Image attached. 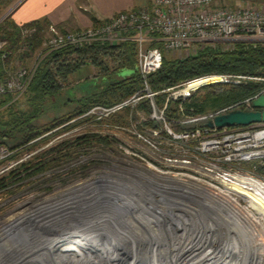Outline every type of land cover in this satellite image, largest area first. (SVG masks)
<instances>
[{"label": "built area", "instance_id": "2783aa9c", "mask_svg": "<svg viewBox=\"0 0 264 264\" xmlns=\"http://www.w3.org/2000/svg\"><path fill=\"white\" fill-rule=\"evenodd\" d=\"M34 30L24 28L22 33L27 35ZM47 30L36 62L30 67L17 66L8 72L0 80V96L11 94L12 101L23 96L40 60L55 50L96 43L116 45L124 41L136 44L135 68L139 73L140 87L111 106H92L44 136L58 131L53 137L57 143L72 140L75 138L70 139L74 136L73 131L80 127L87 129L76 137L84 134L102 137V141H92L102 150L117 153L120 162L127 160L125 167H140L141 170H136L142 180L138 179L137 183L142 185L135 196L136 200L146 204L149 211H195L198 214L215 206L211 198L241 201V196L231 188L232 185L254 192L264 201V177L258 173L256 166L245 169L241 165L252 161L262 164L264 123L223 128L207 125L221 113L233 109L252 110L251 101L264 89L217 111L201 114L188 111L186 104L196 91L207 85L196 84L202 78L157 91L149 82L150 74L161 67L166 52L185 51L189 55L209 43L264 42V6H229L216 3V0H151L149 6L121 11L97 25L67 31L49 25ZM220 77V82H227L229 78ZM123 108L129 111L127 126L110 125L103 121ZM81 118L87 121L72 126ZM48 144L2 163L0 176L8 175L11 169L48 147ZM9 155L10 151L0 147V160ZM190 201L192 205L186 203Z\"/></svg>", "mask_w": 264, "mask_h": 264}, {"label": "trees", "instance_id": "16d2710c", "mask_svg": "<svg viewBox=\"0 0 264 264\" xmlns=\"http://www.w3.org/2000/svg\"><path fill=\"white\" fill-rule=\"evenodd\" d=\"M10 0H0V14ZM46 22V21H44ZM33 21L23 26L16 25L10 17L0 21V80L14 70L19 61L23 62L28 51H36L43 43L45 23ZM99 21L95 20V25ZM34 28L29 34L22 30ZM136 44L131 41L116 45L92 44L80 48L63 47L43 57L25 93V108H19L11 94L0 96V147L10 151V155L0 160V165L8 160L18 159L44 145L58 134L53 131L62 123L80 116L94 105L111 106L130 96L140 87L139 73L136 70ZM89 64L97 69L95 77L108 78L103 84L86 86L79 98H70L73 108L55 115L49 122L39 124L38 119L48 108L51 98L60 94L63 84L74 72ZM126 72V73H125ZM123 73V74H122ZM209 76H228L227 82H210L201 89L202 94L194 93L186 104L187 110L194 113H210L238 100L253 96L264 89V42L236 41L232 43L205 44L196 52L183 57L163 56L161 67L150 74L149 82L153 90H161L185 81ZM238 81V83H234ZM202 90V91H203ZM68 101H65L68 104ZM128 108L110 114L103 121L110 125H128ZM78 119L72 126L86 122ZM239 127V126H234ZM104 140L100 136L84 134L72 140H65L38 151L24 162L0 176V190L14 191L9 187V179L19 181V173L30 170L28 176L55 168L76 156L79 147L90 141ZM64 152V153H63ZM245 169L256 166L264 177V160L241 164ZM27 176V175H26ZM27 176V177H28Z\"/></svg>", "mask_w": 264, "mask_h": 264}, {"label": "bare ground", "instance_id": "6f19581e", "mask_svg": "<svg viewBox=\"0 0 264 264\" xmlns=\"http://www.w3.org/2000/svg\"><path fill=\"white\" fill-rule=\"evenodd\" d=\"M212 80L222 79L204 77L196 84H209ZM231 188L241 201L211 198L215 206L202 214L149 211L145 203L132 197L127 198L134 201L137 213L128 211L127 215L124 210L115 209L86 217L79 212L41 210V215L26 219L24 228L42 226L37 230L29 228L32 233L26 246L19 244L15 237L19 229L15 228L7 233V244L0 240V264H243L246 256L253 257L251 264H264V201L239 186ZM186 203L192 205L191 201ZM248 206L255 210L253 214ZM63 207L67 210L69 206L65 203ZM129 209L126 207L125 211ZM169 217L179 221L165 225ZM159 223H163L161 230ZM63 242H70V249L64 248ZM187 247L194 248V252ZM214 251V257L218 256L208 263Z\"/></svg>", "mask_w": 264, "mask_h": 264}, {"label": "rangeland", "instance_id": "374dc122", "mask_svg": "<svg viewBox=\"0 0 264 264\" xmlns=\"http://www.w3.org/2000/svg\"><path fill=\"white\" fill-rule=\"evenodd\" d=\"M12 1L13 0H11V2ZM145 1L146 0H137L136 2L138 5H141L145 3ZM256 1L259 2V4H264V0ZM233 2V0H216V3H224L229 6L239 4ZM11 5L12 4L10 3L9 6L8 4L4 5V10L0 14V21L9 16L7 6L10 7ZM240 5H254V3L252 0H240ZM45 36H47L46 33H44V37ZM42 46L43 45H41V47ZM37 53L38 50L34 52L28 51L23 62H17V66L30 67L34 62H36ZM186 54L188 53L185 51H172L165 53L167 57H183ZM96 71L97 69L93 66L86 64L81 69L71 74L67 81L64 82L63 88L61 89L58 97L51 98L48 101L46 104V107L48 108L37 122L39 124H44L49 122L55 115L67 112L69 109L73 108L75 104L72 101H68L70 98L81 97L84 94L86 86L93 85L95 82L103 84L106 80H109L108 78L95 77L94 74ZM214 81L215 80H212L211 82ZM202 90L203 89H200L195 93L202 94L204 92V90ZM24 95L16 101L19 108L26 107ZM65 101H68V104H66ZM85 129L87 128H76L72 133L74 136L70 139L81 134ZM52 140L53 138L50 141ZM55 143H57L56 140H53L50 144L55 145ZM50 144H48V147ZM77 150L79 152L74 158L61 163L55 168H51L31 176H28L30 170H22L19 173V181L13 183L15 178L9 179V184H12L15 189L11 193H7L6 191L0 192V229L4 227L0 230V240L4 239V241H6L5 244H7L10 241L7 237V233H9L11 229L15 228L19 229V232L17 231V233H15V237L18 238L17 240L19 244H25L26 246L31 236L29 233H32V230H37L42 227L33 224L24 228L26 219L30 216L41 215L45 209H54V211L59 210L58 213H64L66 211L69 213L79 212V214H83L82 216L85 217L88 215L110 213L114 209L118 212L124 210L123 214L126 215L130 214L129 212H131V214L137 213L132 204L134 201L129 200L127 197H132L133 200H136V196H132L131 194L133 192L138 193V187L142 185L137 183L138 179L140 181L142 180V177H138L139 171L136 170L137 168L141 170L140 167H138V165L134 168L125 167L128 162L127 160L120 162L121 159L117 156V153H110L106 150H102V148L94 143V141L81 145V147ZM29 156L30 155L25 156L24 158ZM11 168L6 170L4 173H7ZM123 201H127L128 203ZM65 203L69 206L67 210L62 209L64 208L63 205H65ZM150 205L153 207L152 203H150ZM126 207L127 209H130L125 211ZM247 210L251 212V214L255 212V210H253L250 206L247 207ZM198 214H202V212H199ZM169 218L170 220L165 222V225H172L173 221H179L175 218ZM180 223L185 224L182 220ZM158 226V230L163 229V223H159ZM30 227L34 228L29 231ZM148 229H153V227L149 226ZM63 244L62 246L66 249H70V245H72L70 242H63ZM5 247H7V245L4 246V249ZM14 248L15 249L13 251L15 252L17 248ZM189 248V252H194V248ZM183 250L184 249L181 251L179 250L178 253L180 254ZM214 253L215 251L210 254L211 259H209L208 263L218 256L214 257ZM240 255L245 256L244 253H239V256ZM246 257L247 258L243 260L242 263L251 264L253 257ZM257 261H259V258Z\"/></svg>", "mask_w": 264, "mask_h": 264}, {"label": "crops", "instance_id": "0c3cea01", "mask_svg": "<svg viewBox=\"0 0 264 264\" xmlns=\"http://www.w3.org/2000/svg\"><path fill=\"white\" fill-rule=\"evenodd\" d=\"M137 0H11L7 10L10 19L18 26L29 22H44L47 25L44 33H48V26H56L60 31L78 30L95 25L125 10L140 6H149L151 0L138 5ZM231 1V0H229ZM239 3L240 0H233ZM254 5L264 6L256 0ZM256 3V4H255ZM258 3V4H257ZM7 5V4H6ZM4 10V9H3ZM2 10V11H3ZM98 23V24H99ZM46 36H43V39ZM40 53L41 48L37 49ZM95 68V67H94Z\"/></svg>", "mask_w": 264, "mask_h": 264}, {"label": "water", "instance_id": "95a60500", "mask_svg": "<svg viewBox=\"0 0 264 264\" xmlns=\"http://www.w3.org/2000/svg\"><path fill=\"white\" fill-rule=\"evenodd\" d=\"M126 73V72H125ZM252 110L233 109L216 115L207 122L210 127L219 128L232 126H248L254 123H264V92L251 101Z\"/></svg>", "mask_w": 264, "mask_h": 264}]
</instances>
